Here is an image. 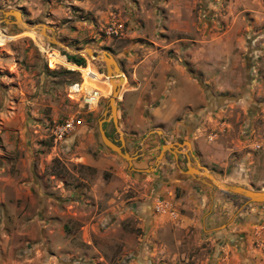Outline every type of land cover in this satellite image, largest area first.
Returning a JSON list of instances; mask_svg holds the SVG:
<instances>
[{
  "label": "rangeland",
  "instance_id": "374dc122",
  "mask_svg": "<svg viewBox=\"0 0 264 264\" xmlns=\"http://www.w3.org/2000/svg\"><path fill=\"white\" fill-rule=\"evenodd\" d=\"M9 10L71 50L116 59L118 128L109 120L104 129L117 142L121 132L135 158L101 141L111 88L93 112L68 96L89 64L107 77L100 57L77 53L86 61L77 70L44 36L0 24V264H239L178 188L156 191L135 165H159L161 181L176 167L158 161L160 147L189 142L191 162L224 184L264 179V0H0V18ZM69 116L83 123L56 145L52 128ZM219 190L239 225L264 206ZM147 200L150 223L136 213ZM159 200L175 215L159 212Z\"/></svg>",
  "mask_w": 264,
  "mask_h": 264
},
{
  "label": "crops",
  "instance_id": "0c3cea01",
  "mask_svg": "<svg viewBox=\"0 0 264 264\" xmlns=\"http://www.w3.org/2000/svg\"><path fill=\"white\" fill-rule=\"evenodd\" d=\"M158 139L162 141L163 137L158 135ZM157 141L159 140L153 141V148L159 146ZM177 143L179 142L173 141L169 143L175 144L176 147L167 150L164 154V162L167 163L168 158H172L174 162L170 165L176 168L172 172H168V169L167 171L164 170L163 174L165 177H162L163 180H159L162 175L159 171L162 168L156 165L154 166L155 171L149 172L153 167L148 163L135 165L136 168H139L135 170V175L147 176L151 180H156V191H159V188L164 183L168 184L171 182L172 187L178 188L181 194L183 193L180 198L181 202L186 201L191 204H188L187 210L194 211L193 220L196 222L201 220L200 222L204 225V231L209 233V235L218 237L219 240L226 239L231 249H233L235 259L237 261L240 260L239 264H264V246L254 248L250 243L252 239H257L256 232L259 225L256 223L264 224V206L259 210L258 214L251 213L249 218H247L248 220L242 221L241 225H239V214L237 215V212L233 213V208H231V204H228L226 195L220 193L219 188L214 186L211 180L201 173L190 172V167L201 172L203 171V166L196 160L191 162L190 157H194L193 152L189 150L188 154H186L185 151L189 148L187 146H177ZM131 144L132 142H130ZM148 152L147 157L152 156V153ZM180 158H186V162L181 163L179 161ZM93 166L100 169L110 165ZM250 185H253L250 186L252 189L264 190V179H258L256 182L250 183ZM194 187H199L198 191H195ZM136 213L150 223L152 221L153 203L150 200L139 203Z\"/></svg>",
  "mask_w": 264,
  "mask_h": 264
},
{
  "label": "water",
  "instance_id": "95a60500",
  "mask_svg": "<svg viewBox=\"0 0 264 264\" xmlns=\"http://www.w3.org/2000/svg\"><path fill=\"white\" fill-rule=\"evenodd\" d=\"M2 23L6 24V25H13L21 31L31 30V29L37 30V31H39V33H41L45 37V39L49 43L56 45L57 47L67 51L71 55H76L77 53L86 52L88 54V56L93 60H96L99 57L101 58V60L105 63L106 76L111 81L112 87H113L112 94L110 95L109 100H108V104H109V108H110L109 117L99 121V133H100L101 141L110 151L116 153L118 156L122 157L123 159L128 161L129 164H131L132 160L135 157L130 155L125 150V140L123 138L122 133L119 132L120 144H118V142L116 140H112L108 137L106 130L104 129V124L109 120H112L115 127L118 128L117 127V122H118L117 121V111H118L117 102H118L119 94L121 91V85L123 83V79H125V76L122 73L121 68H120L118 62L116 61V59L109 52H103L101 54H97L96 52H94L90 48L75 52L74 50L69 49V47L65 46L60 41H58L54 35L48 34V28L46 25H44V24H42V25H31V24L27 23L26 21H24L22 18L21 12H19L18 10L4 11L3 17L0 18V24H2ZM117 76H120L118 78V82L113 83L112 80H114L115 77H117ZM176 145L182 146L181 143H177ZM186 145L188 148L191 147L189 142H187ZM174 147H176L175 144H167V145L161 146L158 161H159V159H161L163 157V155L165 154V152L167 150H170L171 148H174ZM154 170H155V168H154ZM190 170H193L195 173H201L203 176L210 179L212 184L214 186H216L217 188L222 189L225 192L241 196V197L245 198L249 203H256V204L264 203V190H254V189H250V188L243 187V186L227 185V184H224L222 182H221V184H222V186H221V184H219L218 180L215 179V177L212 174L205 173V172H207V169L205 167H202L203 171H201V172L195 170L192 167H190Z\"/></svg>",
  "mask_w": 264,
  "mask_h": 264
},
{
  "label": "built area",
  "instance_id": "2783aa9c",
  "mask_svg": "<svg viewBox=\"0 0 264 264\" xmlns=\"http://www.w3.org/2000/svg\"><path fill=\"white\" fill-rule=\"evenodd\" d=\"M1 32V31H0ZM109 32L117 33V31L111 27ZM4 34V33H3ZM68 96L80 104V106L86 108L89 112L95 111L102 100L105 98V92L98 87H91L89 83L82 77V80L74 82L68 88ZM83 120L77 116H69L66 119L58 121L52 128L51 138L54 144L61 143L74 134L78 128L82 125ZM249 203V202H248ZM159 212L168 211L170 215H175L172 211L169 203L159 200L156 206ZM256 246H264V224H260L256 232Z\"/></svg>",
  "mask_w": 264,
  "mask_h": 264
},
{
  "label": "bare ground",
  "instance_id": "6f19581e",
  "mask_svg": "<svg viewBox=\"0 0 264 264\" xmlns=\"http://www.w3.org/2000/svg\"><path fill=\"white\" fill-rule=\"evenodd\" d=\"M24 32L25 33H31V34H38V35H40V36H42L43 37V35L41 34V33H39V31H37V30H24ZM8 37L6 36V35H4V34H2L1 32H0V42H2V41H4L5 39H7ZM45 43L43 42V45H44ZM42 45V46H43ZM41 46V47H42ZM71 51V50H70ZM76 52V51H75ZM82 53H84V52H82ZM64 58V57H63ZM65 59V58H64ZM48 60H49V63H52L51 62V60H50V58H49V54H48ZM66 60V59H65ZM76 66V65H75ZM77 68H75V69H77V70H79V68H80V66H76ZM82 68V67H81ZM82 69H84V71H81V70H79L81 73H82V77L86 80V82L87 83H89V85L91 86V87H98V88H100V89H102L104 92H106L107 90H108V88L110 89L111 88V94H112V89H113V87H112V83H111V81L109 80V78H107V77H104L102 74H100L99 72H97V70H95V68L92 66V67H90V64L87 66V67H83ZM118 78L120 77V76H117ZM113 81V83H116V82H118V80L116 81V77H115V79L114 80H112ZM125 82V79H123V83ZM122 83V84H123ZM120 95V94H119ZM119 98H120V96H119ZM190 172H192V173H194V171L193 170H190ZM205 173H209L208 171L207 172H205ZM219 182V184H221V182L220 181H218ZM221 186H222V184H221ZM223 188V187H222Z\"/></svg>",
  "mask_w": 264,
  "mask_h": 264
},
{
  "label": "trees",
  "instance_id": "16d2710c",
  "mask_svg": "<svg viewBox=\"0 0 264 264\" xmlns=\"http://www.w3.org/2000/svg\"><path fill=\"white\" fill-rule=\"evenodd\" d=\"M65 55H67V58H68L69 62H72V63L77 64L79 66H86L85 59H83V58H81L79 56L68 55L67 53H65ZM108 137L111 139V137L109 135H108Z\"/></svg>",
  "mask_w": 264,
  "mask_h": 264
},
{
  "label": "flooded vegetation",
  "instance_id": "af4514ba",
  "mask_svg": "<svg viewBox=\"0 0 264 264\" xmlns=\"http://www.w3.org/2000/svg\"><path fill=\"white\" fill-rule=\"evenodd\" d=\"M118 144H120V142H118ZM137 165H139V164H137Z\"/></svg>",
  "mask_w": 264,
  "mask_h": 264
}]
</instances>
